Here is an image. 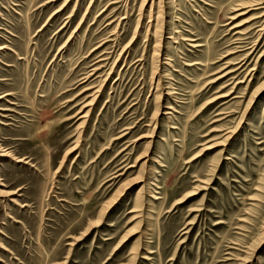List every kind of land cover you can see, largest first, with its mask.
Wrapping results in <instances>:
<instances>
[{"label":"rangeland","instance_id":"obj_1","mask_svg":"<svg viewBox=\"0 0 264 264\" xmlns=\"http://www.w3.org/2000/svg\"><path fill=\"white\" fill-rule=\"evenodd\" d=\"M261 1L0 0V264H264Z\"/></svg>","mask_w":264,"mask_h":264},{"label":"bare ground","instance_id":"obj_2","mask_svg":"<svg viewBox=\"0 0 264 264\" xmlns=\"http://www.w3.org/2000/svg\"><path fill=\"white\" fill-rule=\"evenodd\" d=\"M264 0H262L260 3H262ZM264 3V2H263ZM259 4V3H258ZM257 4V5H258ZM261 8H263V10L260 12V15L259 16H257V17H261L263 20H264V6H262L261 5ZM264 22V21H263ZM263 27L264 26H262V28H259L260 30H263ZM259 33H260V31H259ZM263 33V32H262ZM252 49H250V51H251Z\"/></svg>","mask_w":264,"mask_h":264}]
</instances>
